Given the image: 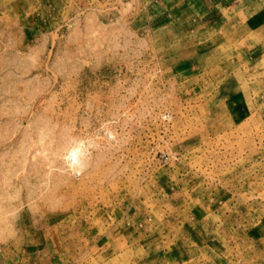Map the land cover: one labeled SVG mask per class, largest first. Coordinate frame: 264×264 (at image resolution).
<instances>
[{"label": "rangeland", "instance_id": "obj_1", "mask_svg": "<svg viewBox=\"0 0 264 264\" xmlns=\"http://www.w3.org/2000/svg\"><path fill=\"white\" fill-rule=\"evenodd\" d=\"M0 264H264V0H0Z\"/></svg>", "mask_w": 264, "mask_h": 264}]
</instances>
